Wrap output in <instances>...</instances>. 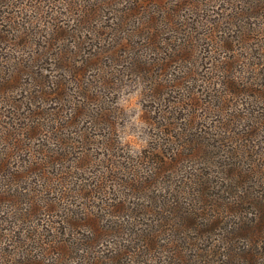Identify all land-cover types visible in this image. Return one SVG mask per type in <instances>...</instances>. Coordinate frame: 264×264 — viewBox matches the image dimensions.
<instances>
[{
    "label": "rangeland",
    "instance_id": "rangeland-1",
    "mask_svg": "<svg viewBox=\"0 0 264 264\" xmlns=\"http://www.w3.org/2000/svg\"><path fill=\"white\" fill-rule=\"evenodd\" d=\"M58 1L62 0H5V2H0L1 16L8 18L0 24L5 25L1 28L3 31L0 30V82L16 73L19 66L23 67L24 62H21L24 57L21 56V50H24L25 58L32 57V60L33 57L37 59V55L48 52V48L39 50L31 48L32 43L23 47L26 40L45 45L44 42L53 31L51 23L61 24L62 22L63 26L65 25L63 23L69 22L71 30L73 28L75 30L79 23L77 20L79 15H76L75 10L81 4L80 9L85 12L87 7L93 3V0H71L69 4L65 0V4L62 5L57 3ZM246 1L252 0H185L184 3H180V0H103L102 5H105L103 14L106 16L104 18L99 14L94 16L95 12H91L90 19L93 21L89 29L92 31L84 34V49H81V53L86 57L85 60L93 58L97 62L96 57H100L101 60L97 63L102 67L101 71L106 81L100 80L96 84L99 96L94 98L89 96L90 90H87L86 97H82L84 86L77 88L71 83L67 84V92L71 95L68 99L84 102L85 113L76 117L73 115V119L66 120L65 116L73 113V110L66 111L69 107L68 101L60 102L55 96L49 95L40 100L42 109L36 110L30 107L31 101L27 98L25 89L28 90V95L36 89H33L34 86H31L30 82L35 77L38 81L39 74L37 76L31 74V78L24 74L19 77L20 74H18L17 85L21 86L20 95L12 90L0 89L1 112L6 116L4 118L12 116L13 110L10 104L20 103L21 109L15 112L18 116L15 117L18 119V124L14 121L15 118L8 119V123L23 127L31 122L29 117L34 119L36 114H40L41 121L35 120L44 123L43 133L46 135V141L43 150L38 142L33 141V143L46 154H49L46 150L49 135L53 138L52 129H57L62 124V127L58 129L61 130L62 135H65L62 138L69 140L61 138L59 142L54 141L55 149L67 152L68 157L71 158V161L67 162L70 166L78 162L88 166L86 171L80 173H86V177L92 178L89 182L95 183L96 187L92 188L91 195L102 197L104 200L117 198L119 201L121 198V201H124L123 206L139 207L137 211L129 208L121 212L123 215L116 217L111 216V211L115 207L107 209L109 215L105 218L106 227L104 229L111 228V221L114 220L124 221L126 219L124 221L126 223L134 222L133 218L137 221L143 218L148 219L144 220L145 222L156 220L155 214L149 211L152 208L147 206L150 205L154 195L166 194L168 191L166 187L173 179H188L192 174L196 175L205 170L212 173L215 181H222L223 167H228L235 161L239 165L252 168L257 175H260L264 172V87L255 86L249 80L260 82L261 79L264 83V77L258 78L254 74L258 72L257 70L264 73V70L258 69H264V54H259L262 51L259 50L257 43L236 44L233 38L227 39V44L237 51L230 53L222 47L226 34L240 35L243 30L241 24L244 18L241 21L240 19L234 20L235 26L229 18L236 15L241 17L238 11L254 12L251 8L258 7V0H254V6L247 9ZM67 4L69 6H66ZM184 4L188 5L182 7L181 20L171 21L168 16L173 6L178 5L175 11H179L181 5ZM124 9H139V13L134 12L129 16L114 11ZM111 11L116 15L110 13ZM260 11L259 7L254 13ZM148 12L154 14L156 19L154 23L148 19ZM89 14L90 12H85L84 16L88 17ZM229 14L231 16H228ZM248 16L245 14L246 23L252 20ZM24 21H26L25 27L18 31ZM255 22L256 28L262 24L260 31L264 33V20ZM223 30L227 33L222 34ZM263 36L259 37L264 38ZM70 37L72 39L68 41H61L58 44L59 47L75 41V37ZM261 41L263 40L258 42ZM256 51L259 53L256 54ZM132 61H136L137 65H146L148 72L144 75L131 74ZM25 63L30 65L27 61ZM38 63H40L41 73L43 71L44 74L51 75L49 71L53 67L52 60L45 58ZM255 63L263 65H257L254 70ZM95 66V63L90 65V67ZM221 68L229 70L222 73ZM122 71L123 78L121 77ZM164 72L165 76L161 78L160 75ZM172 72L176 75V81L166 79ZM215 74L225 79L229 75L232 76L230 84L233 91L231 93L225 92V84V88L217 85L216 79L212 78ZM41 88L46 91L52 90L50 87ZM221 90L225 92V95L219 97ZM156 96L166 101H161V103L155 99ZM19 98L21 100H18ZM173 102L181 103V105H174L178 107L177 110L181 111L180 114H176L180 118L176 120L172 117L173 119L168 121L163 118V116L167 117L163 110L166 106L172 107ZM100 105L109 108L107 114H103L108 122L97 118L101 115L99 114ZM209 117H212V126L222 124L217 127V130L222 131L225 137H232L233 141L229 139L219 141L221 138L216 137L217 143L212 144L210 141L213 148L207 144L205 149H202L203 145L196 148L188 146L186 143L191 134H198L201 132L200 128L204 130L209 127L211 124V121L207 122ZM177 122L178 125H176ZM175 126L179 128L173 129ZM213 129L215 130V127ZM86 131L91 132L94 140L86 141L79 138L78 133ZM164 131H171L172 137L166 135ZM212 133L217 134L214 131ZM49 142L53 148V142ZM217 144L221 148H218ZM233 149L236 150L234 154L236 156L238 154V158L233 157ZM181 151L187 154L185 160L179 162L175 168L168 166L174 153ZM206 151H210L211 154L205 156ZM29 155H31L30 152L26 151L22 154L15 152L8 158L10 163L8 170L17 173L18 177L11 178L6 175L10 178L7 186L17 194L32 195L34 181L40 178L39 174H29L30 169L21 168V165H26ZM160 157L164 161L162 164H158ZM95 177L101 179L102 182H97L98 179ZM3 179L4 177L0 176V180ZM252 185H254L252 189L254 193L246 194L244 199L240 198V206L243 204L244 209L240 207L237 216L238 218L244 217L238 221L236 230L233 231L230 227L234 226L232 224L233 213L226 212L223 215V224H226L224 228L201 234L202 247L206 245L221 247V249L225 247L226 252L224 253L228 254V259L222 261L217 256L213 261L204 263L198 258L197 264H264V259L249 263L244 258L245 255L250 256L253 252H256L259 257L264 255V185L259 182ZM240 194L243 192L235 195ZM103 199L98 201L94 198L90 204L100 205ZM29 201L30 197L27 196V203ZM93 207L89 206V209L91 208L92 211L97 209ZM2 209L12 213L9 216L0 217V230L1 228L7 229L1 237L10 243L12 240L15 241L13 235H18L19 229L15 226L17 234L9 231L17 221L11 216L18 211L10 203L6 209L5 206H0V210ZM112 213L118 214L119 210H113ZM37 215L25 218L19 224L28 230L29 234H32L30 231L37 223L44 224L43 215ZM27 216L31 215L27 214ZM118 217L121 218L118 219ZM180 230V233H184L183 237L190 236L192 233L187 228ZM229 230L230 234L225 239L223 236L227 235ZM168 233L173 234L175 230ZM8 235L11 237H7ZM106 237L108 241L111 239V236ZM106 237L105 243L101 235L98 237L103 244L97 246V249H103L104 252L108 250L106 245L111 247V244L106 242ZM8 239L11 240L8 241ZM174 244L183 256L176 257L172 263L170 259L166 260V264H188L190 260L193 261L191 264L195 263L194 256L187 253L191 248L190 245L179 241H175ZM236 251L239 252L235 256ZM221 255L223 256V253ZM164 256L166 257L167 254ZM1 259L2 261L7 260L5 256H0ZM149 259L151 260H148L146 264H163L165 261L159 255L149 257Z\"/></svg>",
    "mask_w": 264,
    "mask_h": 264
},
{
    "label": "trees",
    "instance_id": "trees-1",
    "mask_svg": "<svg viewBox=\"0 0 264 264\" xmlns=\"http://www.w3.org/2000/svg\"><path fill=\"white\" fill-rule=\"evenodd\" d=\"M1 1L5 2V0H0V2ZM64 1L65 0L58 1L57 3L63 5L65 4ZM66 2H69L70 4L71 0H66ZM102 2L103 0H93V3L87 7L88 9H86V11L84 10L85 12H90L88 17H86V15L84 16L85 12L80 9L82 8V5L80 4V7L75 10L76 15H79L77 19L79 22L78 27L75 30L74 28L71 30L70 25H68L69 22L63 23L65 24L63 26L62 22H60L61 24L51 23L53 31L50 37L44 42L45 45L26 40L23 43V47L32 43L31 48H34L35 50L48 48V52L37 55V59L33 57L32 60V57L28 59L25 58V55L23 54L24 50H21V56L24 57L21 62H24L23 67L20 68L19 66L16 73L3 79L0 82V89L12 90L20 95L19 89L21 86L17 85V82L19 81L17 80L18 74H20L19 77H22L23 74L28 75L29 78H31V74H35L36 76L39 74L40 76H37V78H39L38 81L35 77V79L33 80L32 78L30 82V85L34 86L33 89H36L29 92V95L28 90L25 89L27 92V98L31 101L30 107H33L36 110L42 109L40 100H43V97L45 98L49 95L55 96L60 102L66 103L68 101L69 107L66 108V111L71 112L73 110V113L66 115V120L73 119V115L76 117L84 114L86 111L84 102L68 99L71 95L67 92V84L71 83L77 86V88L81 85L84 86L85 89L82 97H86L85 94L87 90H90L91 93L89 96L94 98L99 96L98 91L96 90V84L99 83L100 80H104V82L106 81V78L101 71L102 67L97 63L101 60L100 57H96L97 62L93 58L85 60L86 57L81 53V49H84V34L92 31L89 29L90 24L93 21L90 19L91 12H95L94 16H96V14L101 15L103 18L106 16L103 14L105 5H102ZM184 2L185 0H180V3ZM246 3V6H248L247 9L254 6V0L246 1ZM257 3L258 7H252L251 9L255 12L256 9L260 7V12L254 13L248 11L245 13L241 10L237 12L242 15L241 17H237L236 15L229 18V21L234 26V20L240 19L241 21L243 18L244 20L241 24L243 30L240 35L234 36L230 33L226 34L227 31L224 30L221 32L222 34L225 33L227 35L223 39L224 41L222 40V47L226 48L228 52L232 53L237 51L234 47L231 49L227 44V39L233 38V41L236 44L239 43L244 45L249 42L250 44L257 43L259 50L262 52L259 53V51H256V54H264V38L259 37L264 34L263 31H260L262 24L259 28L255 27V21L264 20V0H258ZM69 4L66 6H69ZM186 5L188 4L181 5L179 11H175L178 5H172L173 8L170 10L168 18L171 21L174 19L181 20V17H183L181 14L183 10L182 7ZM114 11L129 16L134 12L139 13V9ZM110 13L113 14V11ZM245 14H248V17L252 19L250 23L245 22V20H247ZM15 16L20 17L18 15ZM148 16L151 23L156 21L153 13L148 12ZM228 16L231 15L229 14ZM7 19V17H2V20L0 18V24H3L2 21L5 22ZM55 20L59 21V19ZM25 25L26 21L19 26L20 28H18V31L19 29H23ZM4 26L5 25H0V30L3 31L1 28ZM70 36L75 37L76 42L70 40V43L65 44L63 47H59L58 44H60L61 41L72 39ZM78 40H81V42H78ZM260 40L263 41L258 42ZM42 56H44V58H40ZM252 56L254 57L253 53ZM45 58L52 60L51 64L53 67L49 71V73L51 72V75L39 71V68L41 67L38 62ZM8 60H11V58H8ZM25 61L29 62L30 65L25 63ZM93 63H95L96 66L90 67ZM259 64L263 65L261 63H255L253 65L255 68L253 69L256 70V66ZM131 65L133 68L130 71L131 74L144 75L148 72L147 67H145L146 65H137L136 61H132ZM258 69L264 70L262 68ZM228 70L229 69L221 68L222 73ZM257 71V73H254L255 77L263 78L264 73H260V70ZM123 76L124 74L122 71L121 77L123 78ZM160 76L161 78L164 77L165 72ZM212 78L216 79L219 87H224L225 84L226 88H224L226 89V93H231L233 91L231 90L232 86L230 84L232 78L231 75L227 76L225 79V77L221 78L218 74H215ZM166 79L169 81H176L175 73H170ZM249 82L255 86L260 85L261 87H264V83H262L261 79L260 82H253L250 80ZM43 86L45 88L50 87L52 90L46 91V89L41 88ZM225 92L221 90L219 97L224 96ZM155 99L159 102L163 101L160 96H156ZM18 100H21V98ZM165 101L166 99L163 102ZM15 103L12 102L10 104V108L13 110L12 116L4 118L6 116L3 115V112H1L0 109V176L4 177L3 180H0V206H5L6 209L10 203L12 207L17 209L18 213L11 216L17 221L9 231L17 234L15 227L19 230L18 235H13L15 241H10L11 239H8L10 243H7L2 239L4 231H7V229L1 228L0 256H5L7 260L2 261L1 259L0 264H146L148 260H151L149 257L153 258L156 255H159L161 259L165 260L163 261V264H166V260L170 259V262L172 263L175 261L176 257L183 256L176 248V245L174 244L175 241L190 245L191 248L187 253L194 256V264H197L198 258L204 263L213 261L217 256H219L222 261L228 259V254L224 253L226 252L225 247L223 249L216 246L209 247L208 245L202 247L203 241H201V234L209 232L210 230L214 231L224 228L226 224H223V215H225L226 212L233 213L234 219L232 224H234V226L230 227L233 228V231L234 229L236 230L238 221L242 220L244 217L238 218L237 216L239 208L241 207V209H244L243 204L240 206L239 202L241 199H244L246 194L254 193L252 190L254 188V185H252L253 183L259 182L264 185V172L257 175V172L252 168H247L245 165H239L235 161L233 162L234 164H229L228 167L225 166L223 167L224 169L222 168L224 170L222 172L223 176L220 175L223 177L222 181H215L212 173L205 170L196 175L192 174L188 179H173L166 187L168 188L166 194L158 193L157 195H154L151 199L150 205L147 206L152 208L149 211L153 215L155 214L156 220L153 219L151 220L152 222H145L144 220L148 219L143 218L142 220L137 221L133 218L132 220H134V222L132 223L124 222L126 219H124V221L114 220L111 221V228L108 227L104 229V227H106L104 224L106 221L105 218L109 215L107 214V209L109 210V208L115 207L113 210H119L118 214L112 213L113 210L111 211V216L116 217L123 215L121 212L123 213L129 208H131L132 211H137L139 207L132 208L131 205L123 206L124 201H121L120 197H118L120 198L119 201H117V198L104 200L102 197H93L90 192L93 187H96L94 186L95 183L89 182L92 178L86 177V173H80L81 171H86L88 166L82 165L81 162L76 163L74 166H70L67 162L71 161V158L68 157L67 152L55 149L56 143L54 141L59 142L61 138L65 136L62 135L61 130L58 129L62 127V124L61 126H58L57 129H52L51 132L53 138L49 135V141L53 142L54 147L52 148L48 141L46 150L49 154H46L42 151L46 141V135L43 133L44 123L38 122L42 119V117H40L41 115L36 114L34 119L29 117L31 122L25 127L21 125L18 126L16 125L18 124V119L15 118L18 116L15 115V112L18 109H21V104L17 102L15 105ZM175 104L181 105V103L173 102L172 107L168 108L166 106L163 113H165L167 117L163 116V118L168 119V121L173 118L179 120L180 117H177L176 114H180L181 111L177 110L178 107L174 106ZM99 110H101L99 112L101 115L100 118L97 117L98 120L107 121L104 115L105 113L107 114L109 108L100 105ZM10 118H15L14 121H16V124L8 123V119ZM231 119L230 122H232ZM211 120L212 117H209L207 122H210ZM212 123L213 121H211L209 127L204 130L200 128V133L191 134L190 139L186 144L194 148L203 145L202 149H205L206 144L213 148L212 144L217 143L215 141L216 137L221 138L219 141H224L226 139L233 141L232 137H225L222 131L217 130V127L222 126V124H215L212 126ZM176 125H178V122ZM213 127H215V130ZM158 128L161 129V127ZM178 128L179 127L175 126L173 129L177 130ZM213 131L217 134L215 135L212 133ZM164 133L171 137L173 135L171 131H164ZM78 134L79 138L82 140H94V136L89 131L79 132ZM62 139L69 140L68 138ZM33 141L38 142L39 147L42 148V150L39 147H36ZM218 148H221L220 145H218ZM24 151L30 152L31 155H29V159L26 160V165H21V168L30 169L29 174H39L40 176V178L34 181L32 195L28 193L17 194L7 186V181H10V178L7 176H11V178L13 176L18 177L17 173H12L8 170V166L10 165L8 158H10L15 152H20L22 154ZM235 152L236 150L233 149V157L235 156V158H238V154L236 156L234 154ZM208 154H211V152L206 151L205 156ZM185 157H187V154L182 151L174 153L170 158L172 160L168 162V166L175 168L179 162L185 160ZM249 157H247V159ZM163 162L164 161L160 157L158 164H162ZM95 179H98L97 182H102L99 178L95 177ZM11 184H13V182ZM239 192H243V194L235 195ZM27 196L30 197L28 203ZM94 198L98 201L100 199H103L104 201L100 203V205H92L90 203ZM125 199L127 200V198ZM89 206H95L97 209L92 211L91 208L89 209ZM25 210L26 212H24ZM97 211L98 214H96ZM38 213L40 214L37 215ZM11 214L12 213L8 211L5 212L4 209L0 210V217L9 216ZM27 214L31 216H27ZM36 215H43L44 218L42 221H44V224L37 223L30 231L32 234H29V231L21 227L19 224L25 218H32V216L34 217ZM122 217L124 218V216ZM120 218L121 217H118V219ZM30 220L33 221L32 219ZM182 228H187L189 231H192L191 235L183 237L184 233H180V229ZM172 230H175V233H168ZM81 231H83V233H81ZM229 234L230 230L227 232V235L224 234L223 237L226 239ZM100 235L103 237V243H105V237L107 235L111 236L109 241L106 237V242L111 244V247L106 245V248H108L106 252H104L103 249H97V246L103 244L101 243L102 240L98 238ZM7 237L11 236L8 235ZM231 249L233 251L235 250L233 245H231ZM237 252L239 251H236V253L234 252L235 256L237 255ZM222 253L223 256L221 255ZM165 254H167L166 257L164 256ZM260 254L262 253L260 252ZM244 258L249 263L250 261H255L256 263L258 260L264 259V255L263 257H259L256 255V252H253L250 256L245 255ZM191 263H193V261L190 260L188 264Z\"/></svg>",
    "mask_w": 264,
    "mask_h": 264
}]
</instances>
